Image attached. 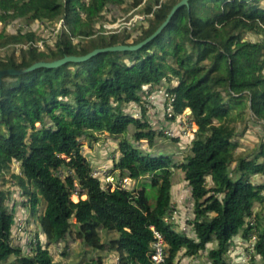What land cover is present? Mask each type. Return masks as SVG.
<instances>
[{
	"label": "trees",
	"instance_id": "16d2710c",
	"mask_svg": "<svg viewBox=\"0 0 264 264\" xmlns=\"http://www.w3.org/2000/svg\"><path fill=\"white\" fill-rule=\"evenodd\" d=\"M179 1L0 0V69L139 43ZM263 2L190 0L159 36L138 50L102 52L87 61L4 77L0 175L19 164L13 176L31 196L46 244L38 236L13 243L23 210L15 202L8 204L7 191L0 189V264L10 258V264H57L48 245L65 240L73 226L76 238L92 250L107 245L116 250L117 264H151L152 227L166 243L167 264H181L183 249V258L206 252L209 264H229L226 255L239 240L250 250L251 264H264V209L256 210L264 204V135L252 147L243 148L236 139L251 123L264 130ZM125 3L144 5L140 26L134 33L102 32L107 12ZM59 19L67 28L52 43L30 27L39 22L49 28ZM17 20L25 25L12 31ZM150 96L159 102H153L156 110H162L160 129L148 113ZM131 104L140 115L127 109ZM187 109L197 129L190 153L174 162L152 148L156 136L168 137L176 115ZM238 121L244 123L242 131ZM98 132L118 139L110 161L114 187L83 151L81 138ZM174 168L184 172L192 200L183 221L174 215ZM125 177L136 184L123 186ZM143 177L150 180L142 183ZM42 200L44 209L37 214ZM100 230L118 236L105 242ZM84 264L106 263L93 255Z\"/></svg>",
	"mask_w": 264,
	"mask_h": 264
},
{
	"label": "rangeland",
	"instance_id": "374dc122",
	"mask_svg": "<svg viewBox=\"0 0 264 264\" xmlns=\"http://www.w3.org/2000/svg\"><path fill=\"white\" fill-rule=\"evenodd\" d=\"M264 6V2H263ZM144 8V5H140L138 7L132 8L129 6L128 3H125L121 5L120 7L114 8L113 10L107 12L106 17L103 19V29L102 32H105V34H111L113 32H128V33H134L135 30L140 26L142 21L144 20V13L142 12V9ZM114 13V19L113 18ZM112 20V21H111ZM25 25L23 20H17L12 24V31L19 27ZM106 25H113L112 27H106ZM30 27H32L40 36L47 37V41L52 43V41L55 40V36L58 31H60L62 28H67V26L64 25V20L59 19L52 24H50L49 28H47L45 25L39 22L33 23ZM3 28V24H0V30ZM53 30V31H52ZM53 33H52V32ZM52 33V34H51ZM250 37H253V35L249 34ZM127 42H133V39L130 38L127 40ZM41 49H45L42 41H39L37 43ZM0 53H3V49H0ZM164 89V88H159ZM143 103L146 104V98L147 95L142 94ZM150 105L148 109V113L150 114L152 123L156 127L161 126V117L162 110L158 109L156 110L155 105L158 102L156 98L149 97ZM156 103V104H153ZM127 109L131 112H134L135 114L140 115V109L138 106H135V104L128 105ZM187 109L186 111H188ZM155 111H157L155 113ZM248 114H246L247 117ZM161 116V117H160ZM185 118V117H184ZM183 118V119H184ZM178 123L174 122L172 124L173 129L175 130L174 133L177 136H170L168 137H161L159 135L156 136V140L154 143L153 148L157 149L156 151L162 152L165 154H168L172 157L174 162L182 161L185 156L190 153V146L191 142L185 137L184 134H181V136L178 135ZM37 126H40V123L36 124ZM236 126L238 127L239 131H242L244 127V123L241 121H238L236 123ZM193 128V134H195V131L197 129L196 124L194 123L192 125ZM160 129V128H159ZM134 128L130 127V133H133ZM264 135V130L260 129L258 125L252 124L244 132L243 135L237 137V140H240L242 147H252L254 145H257L260 143L261 137ZM172 137H178L179 140L175 141L172 139ZM82 147L84 154L87 156L89 160H91L93 167L96 169V172H101L104 175H106V180L111 183V185L114 187L116 180L111 176L113 174L110 161L112 157L115 155V148L117 147L118 139H116L114 136L104 132V133H96V136L89 137V138H81ZM142 147H146L148 144L145 140L141 142ZM152 148V149H153ZM19 170V164L14 163L10 166V168L2 175H0V189H4L7 191V203L12 204L13 202L16 203V207L19 210H23V218L21 220V227L17 231L16 235L14 236L13 243L15 245L21 244L22 239L25 237V242L33 241L36 236L41 237L43 240L42 242L44 245L46 244V240L43 237L41 228L37 222V216L32 211V202H31V196L26 195L24 193V189L19 186L18 180L13 176V173L18 172ZM176 184L173 188L174 191V202L176 201L177 204V212H175V216L181 217L182 219H179L178 221L182 220L190 214V208L192 207V200L189 196V190L184 181L185 185L182 186L180 184L181 180L184 178L183 174H177L176 176ZM150 180L149 177H143L140 179V181L148 182ZM179 183V184H178ZM133 184H136L135 181H133L130 178L125 177L123 180V186H131ZM30 190H32V187H30ZM153 192V190H152ZM82 197H85L83 195ZM74 200L78 199V196L74 194L72 196ZM258 211H263L264 204H257ZM44 209V202L43 200L38 203L37 205V214L42 213ZM183 224V223H182ZM176 229L183 230L184 228L180 226H176ZM100 235L102 237L103 241H110L113 238H116L118 236V233L112 231V232H106L104 230H100ZM214 243H211L210 246H212ZM50 252L53 254L55 261L57 264H84L87 261L91 260V257L93 255H100L104 258V261L106 264H117L118 263V252L114 249H109L108 245L103 250H92L89 246L85 245L82 240L77 239L75 236V226H73L72 231L69 232L65 238V240H62L59 243H53L48 245ZM183 251V253H182ZM181 253L184 255L185 249H183ZM182 256V262L181 264H209V260H207L206 252H202L199 255H196L195 257H188V256ZM250 250L242 244V240H239L236 243H233L231 245L230 251L226 255L228 263L229 264H251L250 263ZM12 261H14L13 258H10L5 264H10Z\"/></svg>",
	"mask_w": 264,
	"mask_h": 264
},
{
	"label": "water",
	"instance_id": "95a60500",
	"mask_svg": "<svg viewBox=\"0 0 264 264\" xmlns=\"http://www.w3.org/2000/svg\"><path fill=\"white\" fill-rule=\"evenodd\" d=\"M190 0H180L177 2L169 12L166 20L157 28V30L152 33L150 36H148L146 39L143 41L136 43V44H115L111 46H106V47H98L95 48L94 50L90 51L87 54L83 55H64L63 57L56 58L53 60H39L35 61L29 66L25 67H6L0 69V84L3 82L4 77L6 76H18L22 75L24 73L33 71L37 68L40 67H47V68H57L60 67L68 62H82V61H87L91 59L92 57L102 53V52H107V51H135L140 48H142L144 45L148 44L150 41L154 40L157 36H159L163 30L168 26L170 23L171 19L175 15V13L182 8L183 6H188Z\"/></svg>",
	"mask_w": 264,
	"mask_h": 264
},
{
	"label": "built area",
	"instance_id": "2783aa9c",
	"mask_svg": "<svg viewBox=\"0 0 264 264\" xmlns=\"http://www.w3.org/2000/svg\"><path fill=\"white\" fill-rule=\"evenodd\" d=\"M113 25H106V27H112ZM160 91H162L164 97H169L172 101L174 97H172L171 94H169L168 92H166L165 88L164 89H160ZM168 114L169 116L173 115V108L171 105L168 106L167 108ZM185 117V118H184ZM184 118V119H183ZM176 122L178 123V135L181 136V134H184L185 137L189 140V142L192 141L194 134H193V128L192 125L194 124V122L191 120L190 117V110L185 111L184 113H180L176 115L175 121H173V123ZM174 129L171 126L170 129H168L166 132L168 135L170 136H177L174 133ZM193 131V132H191ZM153 232H154V240L151 242V251L149 253V258L151 261V264H167V251H166V243L161 235V233L159 231H157L156 229H154V227H152ZM185 229V228H184Z\"/></svg>",
	"mask_w": 264,
	"mask_h": 264
},
{
	"label": "crops",
	"instance_id": "0c3cea01",
	"mask_svg": "<svg viewBox=\"0 0 264 264\" xmlns=\"http://www.w3.org/2000/svg\"><path fill=\"white\" fill-rule=\"evenodd\" d=\"M161 118L163 119V117H161ZM153 150L155 151V150H157V149H155V147H154ZM173 171H174V172H173V187H174L175 184H176V182H177L176 180H178V179H176L175 176H176L177 174H180V173L183 174V176H184V172H183L181 169H178V168H174ZM183 181H184L185 184L187 183L186 180L183 178V179L180 181V182H181L180 184H182ZM184 183L182 184V186L185 185ZM178 184H179V183H178Z\"/></svg>",
	"mask_w": 264,
	"mask_h": 264
}]
</instances>
